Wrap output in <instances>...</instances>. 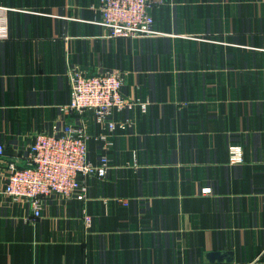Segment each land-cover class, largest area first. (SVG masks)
I'll list each match as a JSON object with an SVG mask.
<instances>
[{"label":"crops","instance_id":"1","mask_svg":"<svg viewBox=\"0 0 264 264\" xmlns=\"http://www.w3.org/2000/svg\"><path fill=\"white\" fill-rule=\"evenodd\" d=\"M99 5L0 0V264H264V0H161L160 33L135 37H110ZM73 68L118 70L123 95L148 103L114 114L128 127L107 150L92 112L63 110ZM53 121L85 124L91 160L111 166L35 218L3 177Z\"/></svg>","mask_w":264,"mask_h":264},{"label":"built area","instance_id":"2","mask_svg":"<svg viewBox=\"0 0 264 264\" xmlns=\"http://www.w3.org/2000/svg\"><path fill=\"white\" fill-rule=\"evenodd\" d=\"M161 0H100L98 24L108 30L110 37H135L153 35L160 31L154 28L151 9ZM8 7L0 6V38L6 37L4 12ZM70 100L63 106L67 114L74 113L82 118L92 112L102 127L95 138L107 150L113 145L109 139L113 131H125L127 121H120L114 114L126 108L139 106L146 111L148 103H138L122 93L123 74L118 70H107L89 74L77 68L69 71ZM87 127L82 123H61L53 121L51 127L34 134L28 148L26 166L10 161L4 174L2 192L16 202H25L33 216H42L44 199L57 197L68 199L75 194L85 198L88 193V177H106L111 166L107 155L97 162L90 158ZM229 161H244L243 147L229 146ZM5 156V145L0 143V159ZM210 191L209 188L203 189ZM128 205L125 198L119 199ZM85 221L91 217L85 214Z\"/></svg>","mask_w":264,"mask_h":264}]
</instances>
